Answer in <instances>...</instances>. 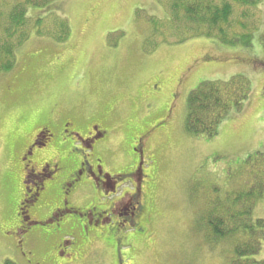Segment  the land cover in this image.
Wrapping results in <instances>:
<instances>
[{"label": "rangeland", "instance_id": "374dc122", "mask_svg": "<svg viewBox=\"0 0 264 264\" xmlns=\"http://www.w3.org/2000/svg\"><path fill=\"white\" fill-rule=\"evenodd\" d=\"M171 1L48 0L40 7L42 0H0L3 18L18 4L30 19L13 67L0 73V264H24L3 238L21 198L18 154L39 127L56 130L58 110L111 128L107 145L116 142L126 155L123 167L137 163L133 141L141 137L153 221L123 248L128 264H225L230 243L209 245L198 218L211 195L250 186L251 166H240L246 157L264 159V0L233 7L228 31L241 33L243 21L252 34L235 46L203 36L163 43L180 30L166 23ZM158 19L167 26L153 29ZM59 21L67 27L61 39ZM148 39L157 46L146 48ZM236 75L250 83L242 108L228 113L214 137L189 134L190 92ZM253 218L264 219V193Z\"/></svg>", "mask_w": 264, "mask_h": 264}, {"label": "flooded vegetation", "instance_id": "af4514ba", "mask_svg": "<svg viewBox=\"0 0 264 264\" xmlns=\"http://www.w3.org/2000/svg\"><path fill=\"white\" fill-rule=\"evenodd\" d=\"M58 112L55 131L39 127L19 150L21 198L3 238L24 264H128L123 248L153 221L141 137L137 163L123 167L111 128Z\"/></svg>", "mask_w": 264, "mask_h": 264}, {"label": "trees", "instance_id": "16d2710c", "mask_svg": "<svg viewBox=\"0 0 264 264\" xmlns=\"http://www.w3.org/2000/svg\"><path fill=\"white\" fill-rule=\"evenodd\" d=\"M255 3L257 0H172L169 12L171 21L165 22L170 30H173L174 24L180 30L172 31L173 34L169 38H162V42L179 44L190 38L203 36L215 38L229 46L247 45L252 34L246 23L239 22L242 32L237 35L228 31L227 27L234 6H253ZM47 4L48 0H42L40 7ZM6 17L0 15V73L13 67L17 47L29 36L30 19L24 8L15 4L11 8L10 18L5 19ZM180 22L184 28L179 26ZM166 23L159 19L151 22L153 29L156 26H167ZM56 26L61 31L56 38L61 39L67 34V27L61 21ZM190 27L195 29L191 30ZM156 38L154 36V41ZM148 40L151 42H146V48L157 46L158 43ZM249 95L250 83L242 75L233 76L226 81L200 82L187 98L186 131L194 136L214 137L228 113L240 110ZM259 155L261 154H254L256 158L248 156L240 163V166H251L250 186L225 190L224 194H218L219 197L211 195L198 218L209 245L214 247L223 241L230 243L231 250L226 256L225 264H264V254L258 257L262 247L264 248V219L253 218L254 207L264 193V159ZM216 192L218 193L217 190ZM4 264L16 263L6 260Z\"/></svg>", "mask_w": 264, "mask_h": 264}, {"label": "water", "instance_id": "95a60500", "mask_svg": "<svg viewBox=\"0 0 264 264\" xmlns=\"http://www.w3.org/2000/svg\"><path fill=\"white\" fill-rule=\"evenodd\" d=\"M141 158V157H140ZM142 159V158H141ZM140 165H141V162H140Z\"/></svg>", "mask_w": 264, "mask_h": 264}]
</instances>
